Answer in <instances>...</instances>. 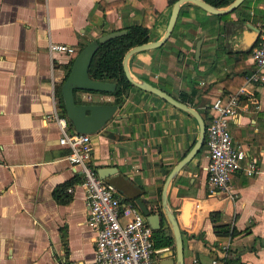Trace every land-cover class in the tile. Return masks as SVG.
Segmentation results:
<instances>
[{
  "label": "crops",
  "instance_id": "crops-1",
  "mask_svg": "<svg viewBox=\"0 0 264 264\" xmlns=\"http://www.w3.org/2000/svg\"><path fill=\"white\" fill-rule=\"evenodd\" d=\"M172 6L169 0H0V264H86L94 258L82 176L66 160L57 125L44 120L55 107L61 110L56 88L72 54L51 52L49 45L75 52L105 33L142 24L154 42L164 34ZM226 14L182 5L169 38L131 57V74L178 100L185 95L183 102L210 117L214 99L235 92L254 71L250 52L264 27V0H245ZM255 85L256 100H243L229 128L258 173L241 169L233 175L234 199L209 188L204 143L168 187L184 264H212L215 258L264 264V71ZM81 98L113 99L99 93ZM117 106L102 131L90 134L91 163L96 170L117 168L113 183L121 200L144 201L161 217L154 231L173 237L163 187L197 141V121L137 86ZM226 228L236 234L218 233ZM157 249L158 264H176L175 241Z\"/></svg>",
  "mask_w": 264,
  "mask_h": 264
},
{
  "label": "built area",
  "instance_id": "built-area-1",
  "mask_svg": "<svg viewBox=\"0 0 264 264\" xmlns=\"http://www.w3.org/2000/svg\"><path fill=\"white\" fill-rule=\"evenodd\" d=\"M49 50L74 53L73 47L58 43H51ZM250 58L254 71L235 92L214 99L206 123L207 185L225 192L230 199L235 198L231 179L237 171L242 169L248 176L259 171L256 161L234 141L229 121L243 107V100H256L255 84L259 80V72L264 71V27ZM44 120L57 125L60 133L58 143L68 150L66 160L82 176L88 209L86 223L95 232L94 258L86 264H158L157 255L162 249L155 248L154 230L146 217L137 205L123 202L114 185L101 179L92 165L91 135L69 129L67 117L61 115L56 107ZM212 264H226V261L215 258Z\"/></svg>",
  "mask_w": 264,
  "mask_h": 264
},
{
  "label": "water",
  "instance_id": "water-1",
  "mask_svg": "<svg viewBox=\"0 0 264 264\" xmlns=\"http://www.w3.org/2000/svg\"><path fill=\"white\" fill-rule=\"evenodd\" d=\"M245 0H233L227 7L223 8H215L209 5L204 0H176L173 3L171 16L168 21L166 30L164 34L161 36L159 40L154 42H146L140 45H136L131 47L124 55L122 60V66L124 73L128 80L137 87H140L144 90H147L166 102L172 104L176 108L183 110L190 115H192L197 121L199 128V136L197 141L191 148V150L175 165L172 171L167 176L163 187V205H164V214L169 224L171 226V230L173 233L174 241H175V254H176V264H184L183 258V241L181 236V230L177 219L175 217L174 212L168 206L167 201V191L168 187L175 176V174L186 164L188 163L195 154L200 150V148L205 143V135H206V123L200 113L189 106L187 103L182 102L170 94L164 92L156 86L151 84L144 83L138 80L131 74L129 68V62L131 57L145 49L153 48L155 46L162 45L172 34L173 28L175 26V22L179 13V10L182 5L187 3H192L198 5L205 9L206 11L219 15L226 14L237 9ZM125 30H117L105 33L90 42H88L82 50L76 55L71 65V69L69 75L61 85V94L62 100L64 104V108L66 111V116L71 124L72 128L78 133H86V134H95L97 132L102 131L107 122H109L116 111L118 110L117 104L113 103H75V90H84V91H94V92H105V93H114L116 90V84L114 82H106L93 80L89 77V66L91 64L92 58L99 48L100 44L105 43L106 41L118 37L120 35L125 34ZM199 44L196 47V54H199ZM97 174L101 179H105L107 182L114 185V181L117 177V168L115 167H101L97 169ZM138 208L141 213L146 217L148 224L151 226L153 230H156L160 226L161 217L158 213H151L150 208L145 204L144 201L137 198L135 200Z\"/></svg>",
  "mask_w": 264,
  "mask_h": 264
},
{
  "label": "trees",
  "instance_id": "trees-1",
  "mask_svg": "<svg viewBox=\"0 0 264 264\" xmlns=\"http://www.w3.org/2000/svg\"><path fill=\"white\" fill-rule=\"evenodd\" d=\"M176 0H169V3H174ZM209 5L215 8H223L227 7L230 3H232L233 0H204ZM113 5V3H104L99 2L100 7L109 8ZM228 15V14H226ZM226 15H218L226 16ZM126 31L125 34L120 35L118 37L112 38L108 41H106L103 44L99 45V48L95 52L91 64L89 66V77L93 80H99V81H106V82H114L116 84V90L114 93H105V92H94V91H84V90H75L74 96H75V103L81 104V103H91L94 102L93 100H90L88 98H81V94H102V95H108L112 96V101H98L94 103H113V104H120L121 99L128 94L130 89L134 86L126 77L123 66H122V60L125 55V53L133 46L140 45L143 43H146L149 41V31L145 27L144 24L142 25H130L124 28ZM257 42L253 45L252 49L256 45ZM87 44V43H86ZM82 44L78 50H76L72 54V58L70 60V63L67 66V71L65 74V78L62 81L61 84H59L56 88V95L59 100V107H60V113L63 116H66V111L64 108L63 100H62V94H61V85L69 75L71 65L73 63L74 58L76 55L82 50V48L86 45ZM251 49V51H252ZM180 101H185V95L180 96ZM67 117V116H66ZM204 121L209 119L206 115L202 116ZM207 123V122H206ZM69 128L73 129L71 124L69 123ZM97 171V170H96ZM129 202L136 204L135 200L129 199ZM220 235L224 236H231L233 237L236 232L233 229L226 228L222 229L218 232ZM153 240H154V246L156 248L159 247H166L173 245L174 238L170 235H166L162 232H156L153 231Z\"/></svg>",
  "mask_w": 264,
  "mask_h": 264
}]
</instances>
